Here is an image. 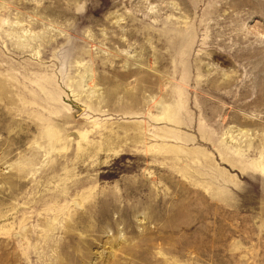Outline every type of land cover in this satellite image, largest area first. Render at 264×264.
Here are the masks:
<instances>
[{
  "label": "rangeland",
  "instance_id": "rangeland-1",
  "mask_svg": "<svg viewBox=\"0 0 264 264\" xmlns=\"http://www.w3.org/2000/svg\"><path fill=\"white\" fill-rule=\"evenodd\" d=\"M0 264H264V0H0Z\"/></svg>",
  "mask_w": 264,
  "mask_h": 264
}]
</instances>
